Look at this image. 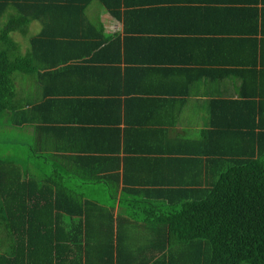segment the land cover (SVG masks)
I'll return each mask as SVG.
<instances>
[{
    "label": "trees",
    "instance_id": "16d2710c",
    "mask_svg": "<svg viewBox=\"0 0 264 264\" xmlns=\"http://www.w3.org/2000/svg\"><path fill=\"white\" fill-rule=\"evenodd\" d=\"M160 5L171 1L0 0V264H264V107L246 115L214 103L220 114L234 112L235 131L211 122L194 138L155 123L145 131L146 152L123 148L133 157L120 163L108 107L130 106L138 95L133 84L101 97L89 90L93 80L121 81L124 64L128 76L143 72L136 57L155 39L133 30L162 17ZM102 11L125 22L123 39L106 32ZM34 23L39 31L29 36ZM14 34L27 37L25 53ZM73 72L86 78L78 90ZM56 102L80 115L107 114L93 126L59 129ZM14 131L21 140L13 142ZM15 147H26L28 160Z\"/></svg>",
    "mask_w": 264,
    "mask_h": 264
},
{
    "label": "crops",
    "instance_id": "0c3cea01",
    "mask_svg": "<svg viewBox=\"0 0 264 264\" xmlns=\"http://www.w3.org/2000/svg\"><path fill=\"white\" fill-rule=\"evenodd\" d=\"M169 1L171 5L157 7V10L166 11L162 17L152 21L145 19L144 24L140 22L139 28L133 30L139 38L155 39L152 47H147V44L143 48L141 46L143 52L136 57L142 63L138 64V69H144L143 72L137 71V75L128 76L124 70L127 65L124 64L121 66V81L109 85L105 81L98 83L93 80L89 88L90 91L95 90V93H98L97 97H101L110 91L120 92L124 85L127 91L133 84L135 91L131 93L132 97L138 95L131 105L128 104L130 106L122 101L121 105L114 104L112 111L108 107L111 122L116 123L111 129L119 131L120 163L133 157L124 156L123 148L128 150L132 145L134 150L137 147L138 152H146L145 131L156 129L155 123H166L171 136L185 132L186 136L194 138L202 131L212 130L211 122H216L223 130L233 132L236 127L230 126L229 123H233L232 114L235 111L241 110L247 115L255 109L258 114L260 106L264 107V100L260 98L264 96V54L260 51L261 45L264 46V37L260 35L264 32V0H181L178 3V0ZM100 16L107 33H119L122 39L125 37L124 21H116L103 11ZM103 19L107 20L106 23ZM107 24L111 29L116 24L121 28L119 31H110ZM137 30L140 32L137 33ZM73 73L70 84L78 90L83 87L81 79L86 78L77 72ZM243 80L247 83L245 90L242 89ZM28 84L33 85L34 91L40 90L36 81H28ZM84 84L86 86V83ZM53 89L59 101L66 97L61 94L62 91L72 90L65 87L62 91L54 87ZM218 102L229 103L231 111L233 105L234 112L228 114L221 110L220 114L219 109L213 110L214 103ZM237 102H241L240 106ZM55 104L57 107L53 109L51 119H55L59 129L93 126L94 121L103 119L107 114L104 111L96 115H80L78 112L68 111V107L62 103ZM69 112L70 116L73 114V122L66 124L64 121H67ZM147 114H153L150 124L146 121ZM140 117H144L143 123L138 122L137 118ZM174 121L176 124L173 126ZM131 130H135L134 134H137L133 139L127 135ZM60 146L61 149L66 146L64 139ZM68 150H72L71 146ZM53 153L57 158L62 157L60 155H74L66 152Z\"/></svg>",
    "mask_w": 264,
    "mask_h": 264
},
{
    "label": "rangeland",
    "instance_id": "374dc122",
    "mask_svg": "<svg viewBox=\"0 0 264 264\" xmlns=\"http://www.w3.org/2000/svg\"><path fill=\"white\" fill-rule=\"evenodd\" d=\"M91 9H93V7H91ZM103 22H105V21H107V20H102ZM106 23V22H105ZM37 24V23H36ZM34 24L33 26H31V28L28 30L27 29V31H26V33L29 35H33V34H35V33H37L38 31H39V28H40V26L37 24ZM107 27H108V29L110 30V31H119V29L121 28V26L119 25V24H116V26H113V28L111 29V27L107 24ZM29 31V32H28ZM29 35V36H30ZM11 38H12V41L18 46V48H19V50H20V52H22V53H25L26 52V49H27V46H28V39H27V37L25 36H22V35H19V34H14V35H12L11 36ZM26 82H28V80L26 79ZM12 135H13V142H15L16 140L18 141V140H21L20 138H21V136L19 135V133L17 132V131H14L13 133H12ZM1 137H2V135H1ZM13 152H14V155H16L17 154V157L18 158H20V159H22V152H23V155H24V157H23V159H22V161H25V159L26 160H28L26 157H27V155H28V149L25 147V148H23L22 149V147L21 148H14V150H13ZM32 166V165H31ZM30 166V168H31V170L32 171H34V168L33 167H31ZM101 193L102 192H97V196H96V198H98V199H100L101 201H107V199H106V196L104 195V193L102 194V196L100 197V195H101ZM96 195V194H95ZM95 197V196H94Z\"/></svg>",
    "mask_w": 264,
    "mask_h": 264
}]
</instances>
